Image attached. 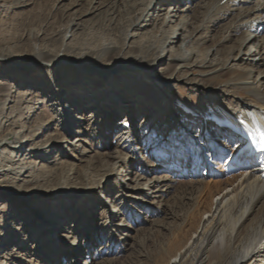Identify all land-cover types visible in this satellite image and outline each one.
Returning a JSON list of instances; mask_svg holds the SVG:
<instances>
[{"label":"bare ground","instance_id":"obj_1","mask_svg":"<svg viewBox=\"0 0 264 264\" xmlns=\"http://www.w3.org/2000/svg\"><path fill=\"white\" fill-rule=\"evenodd\" d=\"M127 1L131 4V8L138 10L140 6V10L124 33V42H128L127 57L119 54L114 64L107 63V60H110L113 57L112 54L117 52V47L115 43H109L104 45L95 56L92 55V60L85 68L82 67L90 54L78 52L80 46L72 48L68 45L69 40L74 38L80 28L78 20L67 27L63 35V48L58 53L49 52L47 47L39 49L35 46L31 55V64H27L25 60L13 62L5 57L8 54H0V62L6 64L12 62V69L17 72H24L32 67H42L52 76L54 83L65 80L66 70L69 71L72 66H78L77 70L81 72L80 82L76 85L73 83L63 85L58 90V94L65 102L63 118L71 127V132L72 126H77V140L73 143L67 139L60 142L50 140L49 143L45 142L44 147L31 146L36 133L31 129L27 131L24 125L29 120L30 113H33L31 102L27 100L30 93L20 89V97L14 98L12 94L15 93L16 86L0 80V157L2 158L0 180L11 175L8 179L11 188L4 186V190H16L17 182L21 177H26L23 181L29 185L30 180L27 179L31 177L36 166L33 159H50L51 145L61 146L63 151H66V145H71V150L75 149L76 155H84L86 151L82 148L87 144V139L91 137V134H97L95 127L100 117L99 111H103L105 122L103 121L102 125L104 127L107 125L109 115L112 117L127 113L131 119V126L136 123L138 117L143 116L142 124L135 130L131 139V149L137 157L123 158L118 154L119 152L112 157L117 161V166L111 168L116 178L124 177L126 174L130 176V169L132 178L127 179L129 183L123 191L119 190L125 207L119 203L120 201L117 202L118 205L107 214L105 222L99 226L98 231L100 227L103 231L99 238L93 235L83 248H80L79 235L88 234L90 231L86 222L89 214L82 213L79 206L68 207L69 203H66V199H71L78 204L82 199H90L95 194L100 192L103 194L106 191L105 185H97L98 188L76 192L66 189L68 186L65 180H72L74 175L79 174L81 167L71 166L64 171L62 177L64 180L60 182L63 185L58 187L61 188L60 190L35 191V189H41V186L46 183L45 179H40L41 182L36 181L35 183L39 184H36L32 191L23 197L25 200L28 197L33 200L44 197L63 203L59 210L65 214L68 213L66 217L46 219L45 223L36 221L31 226L32 230L37 231L36 242L40 248H48L51 245L66 248V254L57 264H65V260L66 263L71 264L73 261L78 262L81 258H86L81 264H96L92 255L97 258L100 252L108 249L111 250L110 253H115L117 249L122 248L119 242L131 238L129 234L135 231L130 227V220L134 221L133 216L125 208L134 204L140 209L144 208L143 211L146 213L152 205L160 204L161 213L172 214L170 210L166 212L165 207H167L166 198L174 189V184L189 176L203 179L209 174V169L214 162L230 151L231 146L242 142L241 138H243L248 142L250 152L247 158L251 159L249 163L253 165L239 164L236 169H239L240 174L233 182L229 179L228 181L231 182L226 187H221L216 192L214 190L207 192L203 203L191 213L190 231L173 242L166 252L165 261L163 259L161 262L183 264L189 260V264H208L209 250L218 243L221 251L213 264H264V0ZM5 2L6 0H0V14L11 8L8 4H4ZM118 2L119 0H114V5H119ZM178 2L180 6L175 9L174 4ZM152 22H154V29L159 27L158 33L163 39L160 47L151 54L142 40L138 44L139 52L135 55L131 54L130 49L133 43L129 41ZM216 32H220V35ZM34 39H36L35 36L32 40ZM172 62L176 63L180 71L193 72L198 69L217 68L214 71L215 76L230 75L236 70L243 75L245 79L234 83L229 89L225 87L219 95L215 92L211 94L202 91V94L205 97L208 96L209 101L211 100L210 102L220 98L222 107L220 106L219 112L229 120L227 125L222 124L216 108L210 105L206 112L198 109L203 126L199 135L189 128L181 127L180 116L171 108V97L166 95L167 87H170V83L167 85V82H170V79L161 81L158 77L160 68L165 63ZM120 71H130L131 75L142 72L151 82L157 84V93H153L152 99L143 103L122 101V98L115 95L117 87L111 81L113 75ZM212 76L213 73L210 77ZM97 77L107 81L104 90L109 95L106 100L107 106L103 110L98 99L90 102L94 97V91L88 93L87 102L89 103L82 107L78 102L80 88L87 87V92L94 89ZM87 78H92L89 83ZM203 89L209 88L204 86ZM213 90L216 89L213 88ZM8 109L9 114L2 117ZM111 110L114 114L109 113ZM106 114L108 116H104ZM16 118L17 121H22L20 127L16 126ZM70 121L73 122L70 123ZM6 128L18 129L14 133L13 141H9L4 136ZM104 140L107 142L106 139ZM106 142L102 143L101 139L98 147L101 150L105 149L108 147ZM78 148L79 150L76 151ZM75 154L71 151L69 157L76 161L79 156L76 157ZM92 158L93 168H97L96 165L105 161V155L101 154L92 153ZM195 158L197 161L194 162ZM132 160L136 162L133 167L134 164L130 163ZM134 171L141 173L142 177L133 174ZM156 172L171 174L161 179L145 177ZM90 175H85V179ZM219 185L222 186V184ZM216 188H218L217 185ZM91 210L96 208L92 206ZM70 214H74L75 221L78 222L74 227L66 224ZM58 225L65 226L60 228ZM66 230L73 231L71 238L67 235L55 237L62 231L65 233ZM106 231L112 234L120 233L121 237L114 248H110V245L105 246L107 242L111 243L108 237L110 235L107 236ZM191 231H194L193 237L190 235ZM16 238L14 235L1 239L0 264H22L20 261L22 258L13 256L12 252L15 249L8 251ZM66 238L72 239L73 242ZM25 243L17 242V245L26 249L28 246ZM43 255L47 256L46 253ZM26 261L29 263V260ZM105 262L108 264L107 259H104Z\"/></svg>","mask_w":264,"mask_h":264},{"label":"rangeland","instance_id":"obj_2","mask_svg":"<svg viewBox=\"0 0 264 264\" xmlns=\"http://www.w3.org/2000/svg\"><path fill=\"white\" fill-rule=\"evenodd\" d=\"M4 4H8L11 8H8L4 13L1 12L2 14H0V54H8L5 57L10 58L13 62L25 60L27 64H31V55L34 52L35 46L39 49L47 47L49 52L58 53L63 48V35L67 27L73 21L78 20L80 22V28L74 38L69 40L68 45L72 46V48H78L80 46L78 48L79 50H77L78 52L83 51L90 54L87 56L88 59L84 62V66H82L84 68L92 60V55L95 56L97 52L102 50L104 45L109 43L116 44L117 52L112 54L113 57L107 60V63L114 64L119 54L127 57L126 50L128 42H124V33L134 18L137 17L136 14L140 10V6L138 10L131 8V4L127 0H119L118 4L120 6H115L114 0H6ZM178 6H180V2L174 4L175 9ZM158 28L154 29V22H152L150 26L138 32L129 41L133 43L130 53L135 55L139 52L138 44L142 40L146 48L149 49L148 51L151 54L155 53L163 41L160 33H158ZM221 30L219 31L221 32ZM220 32H216V34L220 35ZM33 36L36 38L34 41L32 40ZM11 64L12 62L10 64L0 62V80L16 86V91L12 94L14 98L20 97V89L30 93L27 100L31 102L30 106L33 109H31V112L33 113H30L29 120L24 125L27 127V131L31 129L32 132L36 133L31 146L44 147L50 140H58L57 142H60L61 140L67 139L70 140V143L76 142L77 126H72L73 131L71 132V127L67 124L68 122H65L63 118L65 102L58 94V90L63 85H69L71 83L76 85L77 82H80L81 72H78V66H72L69 71L66 70L67 76L65 80L54 83L52 76L44 71L42 67H32L24 72H17L12 69ZM177 67L176 63H165L160 68L158 77L161 81L170 79V82H167V85L170 83V87H167L166 95L171 97V108L180 116L179 122L181 127L189 128L196 135H199L203 126L198 109L206 112L210 105L216 108V113L222 124L227 125L229 120L219 112L222 107L220 98L215 99L212 103L207 98L208 96L205 97L202 94V91L211 94L215 92L216 95H219L225 87L229 89L234 83H239L245 79L243 75L236 70L230 75L221 74L220 76H215L216 72L214 71L217 68L211 70L198 69L190 72L189 70L180 71ZM211 72L213 73L212 77H210ZM97 78L94 89L89 90V92L86 91L87 87L80 88L81 92L79 93L80 97L78 98V102H80L82 107L89 103L87 102L89 100L88 93L93 91L95 98L93 97L90 102L98 99L102 110L107 106L106 100L109 93L104 90L107 81L100 77ZM91 79L87 78L88 83ZM111 81L117 87L115 95L122 98V101L130 100L143 103L146 100H151L153 93H157V84L151 82L142 72H136L131 75L130 71H120L113 75ZM204 86L209 89H203ZM213 88L216 90L214 91ZM81 106L80 109H82ZM9 112V109L6 110L2 117L8 115ZM99 113L100 117L95 127L97 134H91L92 138L87 139V144L82 148L86 151L84 155H76L75 149L71 150V145H66V151L61 150V146L51 145L52 154L49 156L50 159H33L36 166H34L31 177L27 179L30 180L29 185H26V182L23 181V179L26 180V177H21L19 179L20 181L17 182L16 190L5 191V188H11V184L8 182L11 175L8 178L3 177L0 180V242L5 237L15 235L17 238L11 244L8 251L11 252L15 249L12 252L14 253L13 256L22 258L20 260L22 264H57L66 254V248L63 246L59 248L58 246L51 245L43 249L37 245V231L31 229L32 224L36 221L45 223L46 219L55 217L61 219L62 216L66 217L68 213L65 214L59 210V207L63 203H58L57 200L51 201L44 197L36 200L29 197L26 200L23 199L26 193H30L34 186L39 184L35 183L36 181L41 182L40 179H45L46 183L41 186V189H35V191L60 190L61 188L58 187L63 185L60 182L64 180L62 178L64 171L71 166H76L78 168L81 167L80 172L78 175H74L72 180H65V184L68 186L66 189H69L71 192H76L98 188L97 185L107 186L105 193L102 194L100 192L97 195L95 194L93 198L82 199L78 204L71 201V199H66V203H69L68 207L79 206V210L82 213L88 212L89 214L86 222L88 223L87 226L90 231L88 234L79 235L78 243L80 248H83V245L93 235L98 238L101 236L103 231L101 227L98 231V228L105 222L107 214L118 205L117 202L120 201L119 203L125 207L119 190L123 191L127 183H129L127 179L129 177L132 178L131 169L130 176L127 174L124 177L121 176V178L117 176V179L114 172H111V168L117 166V161L112 157L113 155H117L118 152L123 158L137 157L134 155L133 149H131V139L133 138L135 130L142 124L143 116L138 117L136 123L131 126V119L127 113L120 116L113 115L112 117L109 115V120L106 121L107 125L104 127L102 125L105 122V119L103 120V111H99ZM109 113L114 114L112 110ZM104 116L108 115L106 114ZM17 118L15 119L16 121ZM19 121L16 122L17 127L21 126L22 121ZM11 129L8 130L6 128L4 130V136L9 141H13L14 133L18 130L16 128L14 130ZM101 139L102 143L106 142L108 145L103 150L98 147ZM241 139L242 142L231 146L230 151L226 152V154L224 153L214 162L206 177L196 179L194 176H189L174 184V189L166 198L167 207H165L166 212L170 210L172 214L161 213L162 208L160 204L152 205V208L146 213L143 211L144 208L140 209L134 204H130V207L125 208L133 216L132 220L134 221L130 220V227L134 228L135 231L129 234L131 238L119 242L122 248L120 250L116 248L115 253H110L111 250L108 249L100 252L97 258L92 255L96 264H103L104 259H107L108 264H167L168 262L161 261L163 259L165 261L166 252L173 242L181 235L190 231L192 227L191 213L199 207V204L203 203L208 194L207 192L211 190L216 192L219 188L226 187L231 182L228 181L229 179L233 182L235 177L240 174L236 166L239 164L242 165V163H245L244 166L250 164L251 159L247 158L250 152L248 142L243 138ZM69 150L76 157L79 156L76 161L74 158L69 157L71 152ZM78 150L79 148L76 151ZM90 150L92 151L91 153L89 152ZM92 153L94 155H105V161L96 165L98 166L97 168H93ZM196 159H194V162L197 161ZM130 163L134 164L132 167L136 165V162L133 160ZM250 165L252 166L253 164ZM84 174L90 176L85 179L86 176ZM133 174L142 177V174L138 171H134ZM168 174L170 175L171 173L156 172L145 177L161 179ZM218 183L222 184V186ZM223 183L226 184L223 185ZM216 185L218 188H216ZM4 186L6 187L3 188ZM92 206L96 210H91ZM69 217L66 224L70 225V227L76 226L78 222L75 221V215L70 214ZM58 226L61 228L65 225ZM67 231L69 232L67 233ZM105 234L107 236L110 235L108 237L111 240V243L109 241L105 246L110 245V248H114L121 237L120 233L112 234L106 231ZM59 235H67L71 238L73 231L66 230L65 233L62 231L55 237ZM190 235L193 237L194 231H191ZM66 239L73 242L72 239ZM17 242L19 244L26 242L25 244L28 248H22L21 245H17ZM220 251L221 246L218 243L210 248L208 264H213L216 261ZM43 253H46L47 256H44ZM25 260H29V263L27 261L25 262ZM85 260L86 258H81L78 262L73 261L71 264H81ZM188 262L190 261H185L183 264H189ZM65 264L69 263H66L65 260ZM104 264H107V262Z\"/></svg>","mask_w":264,"mask_h":264}]
</instances>
